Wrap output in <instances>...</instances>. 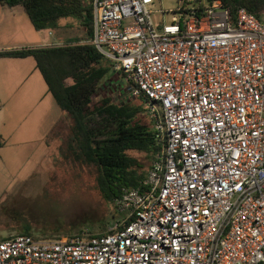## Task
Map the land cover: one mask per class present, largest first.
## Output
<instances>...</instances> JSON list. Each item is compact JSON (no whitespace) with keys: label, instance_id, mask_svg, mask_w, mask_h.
Wrapping results in <instances>:
<instances>
[{"label":"built area","instance_id":"obj_1","mask_svg":"<svg viewBox=\"0 0 264 264\" xmlns=\"http://www.w3.org/2000/svg\"><path fill=\"white\" fill-rule=\"evenodd\" d=\"M93 0L91 44L161 150L101 235L0 241V264H264V24L220 0ZM163 13V12H162Z\"/></svg>","mask_w":264,"mask_h":264},{"label":"trees","instance_id":"obj_2","mask_svg":"<svg viewBox=\"0 0 264 264\" xmlns=\"http://www.w3.org/2000/svg\"><path fill=\"white\" fill-rule=\"evenodd\" d=\"M92 1L0 0V7L21 6L35 31L56 29L60 20L74 18L85 32L84 38L70 39L59 46L1 50L0 58L33 59L35 69L63 115L49 134V139L61 140L59 160L94 168V189L106 203H114L123 188L136 187L144 179L146 168L161 150V142L154 136L145 109L132 103V98L93 99L104 77L116 72L108 59L86 43L92 33ZM220 2L232 16L241 8L258 19L264 12V0ZM136 98L146 102L143 96ZM129 152L143 154L145 162ZM32 227L24 219L19 225L20 235L47 239L35 236ZM69 234L66 238L52 239L64 240L72 237ZM101 234L104 233L90 235Z\"/></svg>","mask_w":264,"mask_h":264},{"label":"rangeland","instance_id":"obj_3","mask_svg":"<svg viewBox=\"0 0 264 264\" xmlns=\"http://www.w3.org/2000/svg\"><path fill=\"white\" fill-rule=\"evenodd\" d=\"M178 5L179 0H153L149 6L152 22L169 24ZM261 22L264 23V13ZM59 24L61 29L57 33L62 39L57 43L85 37L74 18L62 19ZM39 32L31 27L21 6L0 7V51L30 48ZM29 61L34 65L32 58ZM107 96L115 101L130 97L132 103L141 104L145 110L147 107L146 102L131 96L130 85L117 73L104 77L93 99ZM49 128L43 138L36 135L41 140L35 143L29 142L34 135L23 133L20 126L5 135L8 148L0 154V238L20 235L19 225L24 219L32 223L35 236L52 239L66 238L68 233L72 236L105 233L122 217L115 203H106L94 189V168L59 160L61 140L49 139L53 126ZM129 154L145 162L143 154Z\"/></svg>","mask_w":264,"mask_h":264},{"label":"crops","instance_id":"obj_4","mask_svg":"<svg viewBox=\"0 0 264 264\" xmlns=\"http://www.w3.org/2000/svg\"><path fill=\"white\" fill-rule=\"evenodd\" d=\"M60 29V26L47 29L46 33L40 30L30 48L61 45L57 43L62 39L57 33ZM29 58H0V154L8 148L5 135L15 132L14 127H23V133L34 135L29 142L35 143L41 140L36 137L37 134L43 138L49 132V127L63 117L54 100L51 101L41 75L35 71ZM26 65L28 69H24Z\"/></svg>","mask_w":264,"mask_h":264}]
</instances>
